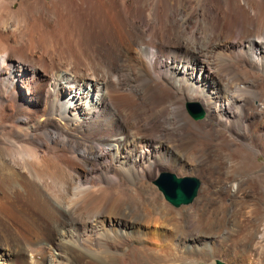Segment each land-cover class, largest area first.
Masks as SVG:
<instances>
[{
    "label": "bare ground",
    "instance_id": "6f19581e",
    "mask_svg": "<svg viewBox=\"0 0 264 264\" xmlns=\"http://www.w3.org/2000/svg\"><path fill=\"white\" fill-rule=\"evenodd\" d=\"M255 112L264 0H0V209L40 213L35 241L0 237V264H52L22 258L48 244L53 264H196L198 202L171 211L145 181L159 154L196 149L208 166L262 152L235 132Z\"/></svg>",
    "mask_w": 264,
    "mask_h": 264
},
{
    "label": "rangeland",
    "instance_id": "374dc122",
    "mask_svg": "<svg viewBox=\"0 0 264 264\" xmlns=\"http://www.w3.org/2000/svg\"><path fill=\"white\" fill-rule=\"evenodd\" d=\"M234 20L235 17L230 16L229 31L233 28ZM253 98L250 95L249 99L253 101V104L260 107L261 102H255ZM187 103L197 104L203 112L202 119L206 118L205 111L197 101H188L183 104L184 113L187 112ZM251 114L246 118L249 120L245 119L236 125L235 132L240 136L238 130L248 127L247 130L254 136L251 140H243L244 143L253 147L257 146L262 152L245 158L234 157L230 162L218 159L208 166L204 162L198 163L194 155L196 149H191L187 153L188 157L185 156L183 163H178L174 157L159 154L156 156L158 160L162 164L165 161L166 164L162 165L156 178L145 181L156 190L161 197L160 201L165 205L167 203L153 184L161 173L168 172L177 177H194L199 181L198 194L192 203L178 208L167 204L171 211H177L181 208H190L198 202L200 210L197 208L195 212H192L191 219L193 217L194 222L198 221L202 228L204 226V230L195 240H188V244L194 249L192 261L196 264H215L218 260L225 264H264V113ZM233 137L236 138L235 135ZM203 144L202 146L206 145ZM248 162L252 166L257 164V168H250L249 172L243 174L241 171L244 165L242 164H248ZM14 201L6 200V206L0 209V237L5 236L10 243L13 239L23 241L27 236L34 239L33 227L40 218V213L29 199L16 200L15 203ZM172 215L178 218L176 213ZM34 247L36 248V245L28 246L30 248L29 252H26L28 254L22 255L24 260H29L30 253L33 256L30 258L32 262L34 260L42 262L50 258L53 264V259L58 258V251L52 244H48L42 253L36 252ZM69 264H75V262Z\"/></svg>",
    "mask_w": 264,
    "mask_h": 264
},
{
    "label": "water",
    "instance_id": "95a60500",
    "mask_svg": "<svg viewBox=\"0 0 264 264\" xmlns=\"http://www.w3.org/2000/svg\"><path fill=\"white\" fill-rule=\"evenodd\" d=\"M186 110L193 119H199L202 116L199 107L194 103H187ZM153 184L163 200L173 208L189 205L199 188V181L196 178L176 177L168 172L161 173ZM215 264L225 263L215 261Z\"/></svg>",
    "mask_w": 264,
    "mask_h": 264
}]
</instances>
